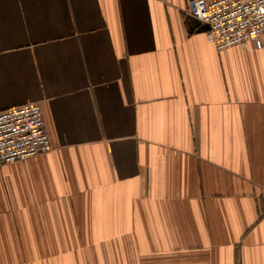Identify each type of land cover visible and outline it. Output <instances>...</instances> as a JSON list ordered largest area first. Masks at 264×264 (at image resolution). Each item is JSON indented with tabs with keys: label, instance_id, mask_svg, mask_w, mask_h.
Wrapping results in <instances>:
<instances>
[{
	"label": "crops",
	"instance_id": "0c3cea01",
	"mask_svg": "<svg viewBox=\"0 0 264 264\" xmlns=\"http://www.w3.org/2000/svg\"><path fill=\"white\" fill-rule=\"evenodd\" d=\"M190 1L0 0V109L52 146L0 167V264H264V34Z\"/></svg>",
	"mask_w": 264,
	"mask_h": 264
},
{
	"label": "built area",
	"instance_id": "2783aa9c",
	"mask_svg": "<svg viewBox=\"0 0 264 264\" xmlns=\"http://www.w3.org/2000/svg\"><path fill=\"white\" fill-rule=\"evenodd\" d=\"M186 12L207 27L208 39L217 50L262 47L264 0H191ZM51 149L38 104L0 109V167L32 159Z\"/></svg>",
	"mask_w": 264,
	"mask_h": 264
},
{
	"label": "water",
	"instance_id": "95a60500",
	"mask_svg": "<svg viewBox=\"0 0 264 264\" xmlns=\"http://www.w3.org/2000/svg\"><path fill=\"white\" fill-rule=\"evenodd\" d=\"M200 23L197 22V25H199ZM202 28L207 31V27L206 26H202Z\"/></svg>",
	"mask_w": 264,
	"mask_h": 264
}]
</instances>
